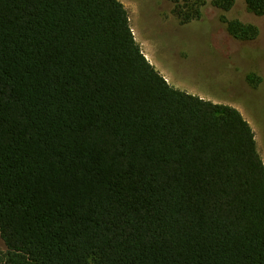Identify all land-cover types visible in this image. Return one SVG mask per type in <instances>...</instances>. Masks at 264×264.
<instances>
[{
    "label": "trees",
    "instance_id": "16d2710c",
    "mask_svg": "<svg viewBox=\"0 0 264 264\" xmlns=\"http://www.w3.org/2000/svg\"><path fill=\"white\" fill-rule=\"evenodd\" d=\"M0 238V264H264L254 131L170 85L120 0H0Z\"/></svg>",
    "mask_w": 264,
    "mask_h": 264
},
{
    "label": "rangeland",
    "instance_id": "374dc122",
    "mask_svg": "<svg viewBox=\"0 0 264 264\" xmlns=\"http://www.w3.org/2000/svg\"><path fill=\"white\" fill-rule=\"evenodd\" d=\"M136 42L173 87L240 111L254 131L264 162V14L234 0L222 11L204 0L200 17L180 23L173 0H120ZM258 28L252 40L228 33L220 17ZM5 245L0 238V251Z\"/></svg>",
    "mask_w": 264,
    "mask_h": 264
}]
</instances>
